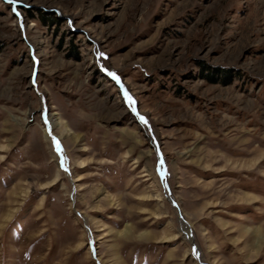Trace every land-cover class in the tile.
Here are the masks:
<instances>
[{
    "label": "rangeland",
    "instance_id": "1",
    "mask_svg": "<svg viewBox=\"0 0 264 264\" xmlns=\"http://www.w3.org/2000/svg\"><path fill=\"white\" fill-rule=\"evenodd\" d=\"M0 264H264V0H0Z\"/></svg>",
    "mask_w": 264,
    "mask_h": 264
},
{
    "label": "snow or ice",
    "instance_id": "2",
    "mask_svg": "<svg viewBox=\"0 0 264 264\" xmlns=\"http://www.w3.org/2000/svg\"><path fill=\"white\" fill-rule=\"evenodd\" d=\"M10 3L14 2V0H9Z\"/></svg>",
    "mask_w": 264,
    "mask_h": 264
}]
</instances>
